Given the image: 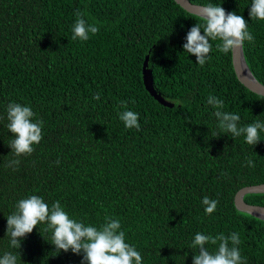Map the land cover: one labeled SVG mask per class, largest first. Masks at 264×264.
Instances as JSON below:
<instances>
[{
	"label": "trees",
	"instance_id": "1",
	"mask_svg": "<svg viewBox=\"0 0 264 264\" xmlns=\"http://www.w3.org/2000/svg\"><path fill=\"white\" fill-rule=\"evenodd\" d=\"M191 1L244 17L254 37L244 41V57L264 84V20L249 16L251 0ZM78 11L99 28L87 41L72 38ZM196 23L205 21L176 0H0V257L18 251L17 264H82V252L56 250L47 223L19 249L10 246L7 216L37 195L86 226L119 220L142 264H192L197 232H236L243 264H264V218L235 203L242 186L264 182V131L254 146L243 134L232 138L207 103L216 96L246 127L264 122V95L238 79L232 51L216 47L221 41L210 40L203 67L185 52ZM145 53L154 87L172 105L145 85ZM9 103L29 106L33 122L43 121L31 155L9 147ZM125 110L139 114V130L125 128ZM15 159V170L6 166ZM205 196L218 201L210 215ZM244 198L264 205V192ZM206 247L215 252L218 244Z\"/></svg>",
	"mask_w": 264,
	"mask_h": 264
},
{
	"label": "clouds",
	"instance_id": "2",
	"mask_svg": "<svg viewBox=\"0 0 264 264\" xmlns=\"http://www.w3.org/2000/svg\"><path fill=\"white\" fill-rule=\"evenodd\" d=\"M203 25L196 23L186 34V43L182 45L187 53L196 58V63L203 67L209 59L212 49L211 41L219 40L216 45L222 53H228L237 48H242L244 41L254 42L253 35L248 31V22L243 16L234 12H226L219 5H206L200 8L198 13ZM83 13L77 12V19L73 25V39L79 38L87 41L90 34H96L99 28L95 24H89L83 18ZM249 16L258 20H264V0H251ZM203 29V34H201ZM93 99L99 100L100 94L96 93ZM207 103L216 109L214 115L219 121V128L224 133H230L232 138L242 134L245 142L256 145L260 140V132L264 131V122L259 120L239 127L240 116L230 112L222 111L224 102L216 96L209 95ZM126 107V102H121ZM35 113L29 106L19 103H9L7 106V128L14 135L9 147L19 157L31 155L34 151L33 145L38 144L42 139L43 121L33 122ZM119 119L124 123L125 128L140 129L138 122L139 114L131 110H125L119 114ZM215 136V135H214ZM18 159L11 160L7 167L18 166ZM246 166L255 167L254 161L248 159ZM205 214H212L218 201L205 196L202 199ZM16 211L7 216V230L10 240L9 244L14 249L21 247V240L30 234L39 223H47L52 230V244L56 250L75 254L83 253L82 264H142V256L135 246L125 242V233L120 230L119 220L107 218V222L99 228L85 225L81 221L70 218L59 201L53 202L51 207L37 195L21 199L16 204ZM217 245L215 252H210L207 244ZM231 243V246H230ZM241 243L239 234L236 232L228 236L218 234L216 236L204 235L199 232L195 234L192 246L198 248V254L193 255L192 264H243L242 257L237 245ZM16 254L5 252L0 257V264H17Z\"/></svg>",
	"mask_w": 264,
	"mask_h": 264
},
{
	"label": "water",
	"instance_id": "3",
	"mask_svg": "<svg viewBox=\"0 0 264 264\" xmlns=\"http://www.w3.org/2000/svg\"><path fill=\"white\" fill-rule=\"evenodd\" d=\"M176 1L179 4H181L184 8L194 13H198L202 6L207 5L202 3H196L191 0H176ZM243 49L244 47L237 48L232 51V65L234 71L238 79L245 86H247L249 89L257 93L264 95V84L261 81H259L250 70L245 60ZM147 64H148V53H145L142 63V74L145 85L148 87L151 93H153L158 99H160V101H162L165 104L172 105V102L165 100L163 96L160 94V91L154 87L151 68ZM247 192H264V182L242 186L235 195V203L238 208L249 211L259 217L264 218V205L251 203L245 200L244 194Z\"/></svg>",
	"mask_w": 264,
	"mask_h": 264
},
{
	"label": "bare ground",
	"instance_id": "4",
	"mask_svg": "<svg viewBox=\"0 0 264 264\" xmlns=\"http://www.w3.org/2000/svg\"><path fill=\"white\" fill-rule=\"evenodd\" d=\"M243 53H244V52H243ZM245 194H246V193H245ZM245 194H244V195H245ZM237 208H238V207H237ZM238 209H240V208H238ZM241 210H243V209H241Z\"/></svg>",
	"mask_w": 264,
	"mask_h": 264
}]
</instances>
